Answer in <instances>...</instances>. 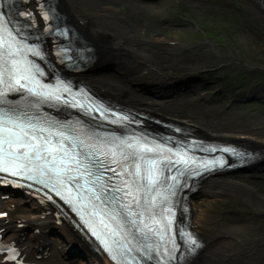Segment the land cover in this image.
Segmentation results:
<instances>
[{
  "label": "bare ground",
  "instance_id": "6f19581e",
  "mask_svg": "<svg viewBox=\"0 0 264 264\" xmlns=\"http://www.w3.org/2000/svg\"><path fill=\"white\" fill-rule=\"evenodd\" d=\"M59 1L65 9L66 16L72 20L75 27H78L95 48L93 57L96 58L94 62L96 66L94 65L90 72H81L80 77L88 78L87 80L98 90L123 103H131L138 109L149 112L154 111L159 114L161 112L169 119L189 124L203 135L260 149L262 154L258 160L243 168H249L256 172L264 169V136L256 135L252 128L237 127L236 130H232L212 120H202L196 116L189 118L184 111L176 110L172 104L170 105L171 99L146 98L134 89L136 83L138 86L139 84L146 85L154 80L157 83L166 81L167 77H165L166 73L164 74L163 68L160 67L161 70L154 68L157 67L155 66L156 61L158 62L162 58L157 57L152 48L157 49V46L161 45L164 48L172 47V50L181 53L185 46L171 41L167 42L158 33L152 40L138 35L134 31V27H138V14L133 10L132 0L130 2L126 0L124 3L127 4L129 16L121 14L118 0ZM254 9L261 21L264 22V12L255 7ZM186 49L188 46L183 49L187 54H190L184 58L188 66L182 64V69H173L168 74V77H173V80L169 78V82L174 81L175 83L171 86L173 90H179L183 83L194 86L192 83L190 84L194 80L187 75L195 73L194 68L197 66L196 60L199 54L193 56L192 51L196 52V50L191 47L190 53V50ZM123 50L127 54L126 56L121 53ZM108 55L109 58H113V63H111L113 67L104 68L105 70L99 69L100 63H104L105 57ZM180 57L181 55L176 59L178 62ZM147 69L148 71H146ZM108 71H114L113 75L104 76ZM167 71L165 70V72ZM129 79L135 81L131 84ZM193 88L202 90L200 86ZM252 90H246L247 94L245 95L250 96L253 93ZM129 127L132 128V125H128L127 128ZM232 171H234L232 168H227L207 174L200 180V186L194 192L193 197L197 192H216L225 196L231 195L237 201L245 202L248 204L247 206L255 209L260 204L259 198H256V188L244 180L241 175H238L239 171L237 173ZM3 210L7 211L8 215L4 219H0L2 241H15L20 247V254L25 259L29 258L37 263V260L40 259L45 264H112L106 259L103 251L99 250L92 241L87 240L74 225L70 222L56 220L55 214L49 207L44 208L28 194H21L14 199L12 196L1 198L0 193V211ZM191 213L195 215L194 207H192ZM230 213L232 214L229 217L224 216L217 219L216 214L209 216L211 214H205L204 211L202 217L193 220L195 231L197 235H200L202 242L198 252L193 256L191 264H264V237L256 240V238H249L243 233L247 221L239 206H233ZM263 213L257 215L258 219L253 217L251 220L254 226L260 230L264 228ZM30 226L35 234L32 230L29 231L28 227ZM48 229L53 232V237L49 236ZM17 231L21 232V235ZM40 246L41 250H38ZM72 247L79 250V256L77 255L76 259H72V256L67 258V253L70 250L73 251ZM2 257L0 256V264H6L2 262Z\"/></svg>",
  "mask_w": 264,
  "mask_h": 264
},
{
  "label": "rangeland",
  "instance_id": "374dc122",
  "mask_svg": "<svg viewBox=\"0 0 264 264\" xmlns=\"http://www.w3.org/2000/svg\"><path fill=\"white\" fill-rule=\"evenodd\" d=\"M118 1L121 14L129 16L127 4H124L126 0ZM131 4L138 14V27H134L138 35L152 40L158 33L167 42H175L185 48L188 46L186 50L192 47L197 52L192 51L193 56L200 55L197 56L195 73L187 75L194 80L190 82L194 86L183 83L179 90H173L171 86L175 83L169 82V78L173 80V77H168V74L173 69H182V64L187 65L184 58L190 54L183 50L184 47L181 53L172 50V47L164 48L161 45L157 49L152 48L156 56L162 58L156 61L157 67L154 68H163L164 74H167L166 81L157 83L154 80L138 86L136 83L134 89L137 92L146 98L171 99L170 105L176 110L184 111L189 118L196 116L202 120H212L232 130L237 127L252 128L256 135L264 136V22L254 9L260 8L253 0H132ZM124 50L121 53L126 56ZM179 55L181 57L178 62L176 59ZM109 57L108 55L105 62L100 63L99 69L113 67V58ZM168 69L171 70L168 72ZM114 71H108L104 76H112ZM128 81L132 84L135 80ZM198 86L202 90L193 88ZM249 89H253V93L245 95V91ZM154 113L167 118L161 112ZM238 175L256 188V198H259L260 204L255 209L231 195L197 192L189 200L191 209L194 207L195 210V215L191 213L192 220L202 217L204 211L205 214H211L209 216L216 214L217 219L229 217L232 207L239 206L247 221L243 233L258 240L264 237V228L260 230L251 220L264 212V169L256 172L248 168ZM9 195L14 199L19 196L16 193ZM28 229L32 230L31 226ZM47 232L53 237L52 231L48 229ZM17 233L21 235V232ZM72 250L75 251V248ZM73 251L67 253V258L72 256V259H76L79 250ZM37 261L45 264L40 259Z\"/></svg>",
  "mask_w": 264,
  "mask_h": 264
},
{
  "label": "snow or ice",
  "instance_id": "6c2138e0",
  "mask_svg": "<svg viewBox=\"0 0 264 264\" xmlns=\"http://www.w3.org/2000/svg\"><path fill=\"white\" fill-rule=\"evenodd\" d=\"M27 15V13L25 14ZM9 35H11V32H9ZM38 54V53H37ZM6 67H7V73H8V77L11 83H15L17 85H20L21 87H27V85L21 84V78L23 79H27V72L28 69L24 68L22 66V62L19 60H9L6 61ZM25 73V75L23 77L19 76V73ZM3 73L0 72V76H2ZM11 90L9 89H5V91H9ZM31 91L33 93L36 92V89L33 87L31 89ZM45 95H47V93H45ZM126 119V118H125ZM23 127H29L27 125H24ZM4 131H6L7 133H9V135L7 136V138L5 140H0V152L3 153V156L6 157L7 159H4V164L6 166H4L3 170L8 172V171H13V167L10 165H15L16 167H21L23 165H21L19 163V160L21 159H26L29 163H31L32 161H36L37 164H35L33 167L27 169L28 171H31L33 173L35 172H39V177H40V183H45V171H44V166L47 165L49 167L52 168V170L56 173H61L62 170L57 164H55V160L56 157L53 156V158L51 160L47 159V157H41V155H39V153H48V152H53L54 149L52 147L51 144H49L47 141H44L43 143L46 145V147H41V141L39 140L38 137L36 136H31L29 137L28 133L26 131L20 130L19 132H17V130L15 129H4ZM29 140L28 143H23V140ZM7 144V151L4 150L3 145ZM17 148H22L24 150L23 153H15L12 150L13 149H17ZM35 151L37 153L36 156H30L28 155L29 153ZM83 167V165H81ZM18 175H25V172L21 171L17 173ZM155 177V173H152L151 176L149 177L150 179H154ZM30 179H37L36 175H31L29 177ZM51 179V177L49 178ZM50 187H52L51 184H49ZM125 187L127 188L128 186L125 185ZM53 191L57 192V195H60V193L56 190L55 187H53ZM117 192H119V190L117 189ZM130 193L126 192L124 194V196L122 197L123 199H127L128 195ZM129 216L132 215L131 211H129L128 213ZM110 227V226H109ZM140 229H137V231H139ZM188 241L190 243H195L194 238L189 234L188 235Z\"/></svg>",
  "mask_w": 264,
  "mask_h": 264
},
{
  "label": "water",
  "instance_id": "95a60500",
  "mask_svg": "<svg viewBox=\"0 0 264 264\" xmlns=\"http://www.w3.org/2000/svg\"><path fill=\"white\" fill-rule=\"evenodd\" d=\"M258 158H259V157H258ZM256 161H257V160H256ZM256 161H254V162H256ZM254 162H252V163H254ZM237 170H238L239 172H243V171H245V170L247 171V169H245V168H241V169L238 168ZM237 170H236V172H234L235 170L232 171V172H233V173H237Z\"/></svg>",
  "mask_w": 264,
  "mask_h": 264
}]
</instances>
